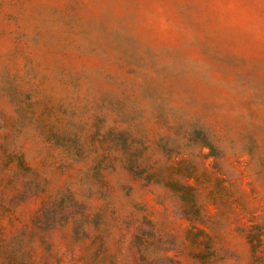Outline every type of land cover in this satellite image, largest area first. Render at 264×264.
<instances>
[{
  "label": "rangeland",
  "instance_id": "obj_1",
  "mask_svg": "<svg viewBox=\"0 0 264 264\" xmlns=\"http://www.w3.org/2000/svg\"><path fill=\"white\" fill-rule=\"evenodd\" d=\"M0 264H264V0H0Z\"/></svg>",
  "mask_w": 264,
  "mask_h": 264
}]
</instances>
